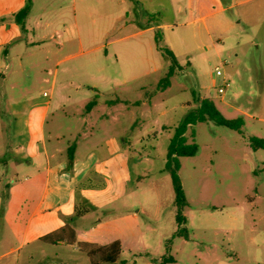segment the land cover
I'll return each instance as SVG.
<instances>
[{
    "label": "rangeland",
    "instance_id": "374dc122",
    "mask_svg": "<svg viewBox=\"0 0 264 264\" xmlns=\"http://www.w3.org/2000/svg\"><path fill=\"white\" fill-rule=\"evenodd\" d=\"M172 1L160 0V10L150 16L142 5L138 6V21V4L131 0L136 21L125 23L117 16L130 9L128 2L78 0L73 7L71 0H45L44 6L36 0L27 23L33 50L40 58L46 49L56 50L59 58L69 57L59 64L58 57L43 60L42 68L34 74L29 68L25 73L12 74L8 68L1 69L0 160L8 159L12 169V103L31 93L40 97L44 91L52 95L45 123L47 143L59 141L66 150L79 146L86 150L85 156L92 155L89 160L77 159L79 175L82 162L89 164L104 157L114 140L131 157V182L124 197L99 212L76 218L78 221L59 235L65 240L51 244L46 240L49 244L40 264H93L81 243L107 245L117 239L122 243L117 264H161L164 258H173L174 262L167 264H264V149L255 152L252 143L254 137L264 140V121L238 110L248 107L249 99L246 95L239 99L245 88L240 82L241 63L236 70L232 67L236 65L235 50L195 65L172 67L166 54L169 37L186 40L190 36L188 28L166 31L160 27L154 33L142 32L149 24L176 21ZM223 2L233 4L226 14L235 25L224 35L214 30L217 41L231 43L239 30L249 29L250 21L264 19V0ZM175 4L181 12L188 6L187 0ZM125 51L134 55L132 60ZM137 52H147L150 62L136 69ZM123 66L131 68L128 71ZM216 67L222 75L213 87L210 73ZM2 71L7 73L6 79ZM120 75L127 80L118 77L117 85L110 82ZM244 75L249 77L248 73ZM220 87L227 88L225 93H218ZM202 97L212 100L224 118L241 119V131L220 125L207 114L204 121H199ZM230 97L237 101H229ZM112 101L116 104L113 108ZM112 110L119 116L117 121L107 116ZM186 117L192 122L184 134L186 144H196L198 151L194 156H168L176 128ZM124 138L129 144L123 142ZM173 171L182 184L185 203L181 208L176 201ZM65 174L67 182L71 174ZM0 179L2 217L24 223L38 193L20 184L26 182V175L17 176L10 170ZM54 180L53 175L52 185ZM25 196L31 197L23 201ZM79 207L87 208L83 204ZM179 209L184 216L181 226L177 222ZM15 211L20 215L12 217ZM72 230L74 238L70 239ZM20 236L13 233L12 240L17 242ZM93 259L96 264H106L97 255Z\"/></svg>",
    "mask_w": 264,
    "mask_h": 264
},
{
    "label": "crops",
    "instance_id": "0c3cea01",
    "mask_svg": "<svg viewBox=\"0 0 264 264\" xmlns=\"http://www.w3.org/2000/svg\"><path fill=\"white\" fill-rule=\"evenodd\" d=\"M28 1H31V9L25 18V25L22 27L16 15L26 6ZM115 1L123 4L128 2L130 8L123 14H119L117 20L134 23L136 20L133 6L130 4L131 0H113V2ZM132 1L138 4L135 10L139 15L138 21L140 19L138 6L142 5L146 16H150L159 11L162 5L160 0ZM176 1L178 0H173L170 4L176 21L159 25L149 24L142 32L154 33L160 27H164L166 31H174V28L181 27L188 28L190 36L186 40L177 39L173 41L169 37V50L176 57L178 64L195 65L215 56H222L228 50H235L233 61L236 65L232 67L236 70L237 63H241L240 82L245 88L238 94L239 99L243 95L249 99L248 107H244L245 109L238 107V110L249 118L264 121V19L250 21L249 29L239 30L233 35V41L226 44L223 39L217 41L213 32L217 30L223 34L234 29L235 20L226 14L233 4L229 5L223 0H187L188 6L185 12H181L178 4H175ZM77 3L78 0H71L73 7ZM39 4L44 6L45 0H41ZM35 6L36 0H0V71L2 68H8V70H12L11 74L14 72L25 73V69L29 68V70L33 69L34 74L42 68L43 60L49 62L51 58L58 57L56 64H59L69 57L59 58V53L56 50L46 49L44 50L46 54L40 58L39 52L33 50L34 43L27 37L29 32L27 23ZM149 45H151L150 50H152L151 41ZM140 53L142 52L136 53V63L134 64L136 69L150 62L147 52ZM116 55L114 56V63L117 66L119 58L118 54ZM124 55L131 60V57H134L129 51H125ZM238 59H241V62ZM225 62L227 63V60ZM129 63L132 65L133 62L129 60ZM123 67L128 71L131 68V66ZM245 73H248V78L245 77ZM2 75L3 79L7 78V73L2 71ZM118 77L123 82L127 80L123 75H120L110 82L112 81L114 85H117L119 81L115 80H120ZM210 80L212 86L217 87L218 76H216L215 70L211 71ZM225 80L227 78H224ZM4 89L6 90V87ZM46 93L44 91L39 95L40 97L31 93L12 103L9 159L14 168L12 169L8 159L0 160V178L4 177L10 170L17 176L26 175V182H20V184H26L28 191L37 192L38 196H33L35 197L33 206L24 223L18 224L16 219L11 218L6 221L2 217L4 202L0 184V264L43 263L46 244H49L45 243L44 238L52 233L61 234L70 223L77 222L75 211L80 204L91 208V211L99 212L124 197L130 187L131 157L126 148L118 145L115 140L113 147H108L104 157L95 159L89 164L82 162L83 170L80 175V170L76 165L77 159L84 157L85 160H89L92 155L85 156L86 150L79 146L66 150L60 146L59 141L47 143L45 123L51 109L52 95ZM218 93L223 94L225 91L223 93L218 91ZM222 99L225 101L224 97ZM232 99L237 101V98L232 97L229 101ZM110 103L112 108L116 105L113 101ZM107 116L111 117L112 121L119 119L113 110ZM123 142L129 144L125 138ZM254 151L258 152L259 149H254ZM2 162L3 165H1ZM67 172L71 175L66 182L65 173ZM53 175L55 178L54 185H52ZM86 181L90 183L86 184ZM12 189L14 188L9 187V190ZM28 197L31 196L23 197V201L27 200ZM14 215L19 216L20 211L11 214L12 217ZM13 233H20V240L13 241Z\"/></svg>",
    "mask_w": 264,
    "mask_h": 264
},
{
    "label": "trees",
    "instance_id": "16d2710c",
    "mask_svg": "<svg viewBox=\"0 0 264 264\" xmlns=\"http://www.w3.org/2000/svg\"><path fill=\"white\" fill-rule=\"evenodd\" d=\"M31 9V1H28L26 6L17 13V19L19 23L24 27V19L27 17ZM167 56L170 58V61L172 63V67L177 66L178 62L176 60V57L170 50H166ZM95 102H92L91 105H93ZM205 114L209 115L212 117L216 123L220 125H224L226 127L240 130L243 126V121L241 119L237 120H230L226 119L222 116L220 112L217 111L214 103L212 100L205 98L201 100V106H200V112L198 115V120L199 121H204L205 120ZM192 122L190 121V118L186 117L182 123L176 128L175 135L172 139L171 145L169 147V153L168 156H194L197 151H198V146L196 144H186L185 141V131L186 127L191 124ZM252 143L254 145V149H264V140L259 139V138H253ZM172 179H173V185L174 189L176 192V201L181 208V206L185 203L184 196H183V189H182V184L180 181V178L176 171H173L172 173ZM91 211V208L87 207L84 209H80L78 207L75 211V217L76 218H81L87 213ZM177 222L181 226L184 222V216L181 213V210L179 209L177 213ZM58 233H52L49 234L44 238V240H49L51 243H55L57 240L58 241H63L65 240L64 236H59L60 234L56 235ZM56 238V239H55ZM68 238H74V231L72 230L71 234L68 236ZM92 246V249L86 248ZM81 248L82 250L91 258V261L93 264H96L94 262L93 256L97 255L100 260L103 263L106 264H117L119 257L122 253V243L119 239L112 241L111 243L107 245H95V244H90V243H81ZM169 262H174L173 258H164V261L161 262V264H167Z\"/></svg>",
    "mask_w": 264,
    "mask_h": 264
},
{
    "label": "built area",
    "instance_id": "2783aa9c",
    "mask_svg": "<svg viewBox=\"0 0 264 264\" xmlns=\"http://www.w3.org/2000/svg\"><path fill=\"white\" fill-rule=\"evenodd\" d=\"M215 74L216 76H221L222 75V71L219 67H217L215 69ZM225 86L228 87L229 86V83L225 80ZM220 93H223L225 91V88L223 87H220L219 90H218Z\"/></svg>",
    "mask_w": 264,
    "mask_h": 264
}]
</instances>
